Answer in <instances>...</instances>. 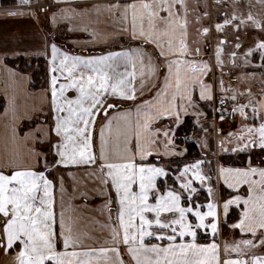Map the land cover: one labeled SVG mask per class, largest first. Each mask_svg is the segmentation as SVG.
Segmentation results:
<instances>
[{
    "label": "snow or ice",
    "instance_id": "1",
    "mask_svg": "<svg viewBox=\"0 0 264 264\" xmlns=\"http://www.w3.org/2000/svg\"><path fill=\"white\" fill-rule=\"evenodd\" d=\"M23 2L28 4L30 0ZM70 2L73 0H56V3ZM216 2L219 4L223 0ZM238 2L233 0V6ZM259 3L264 4V0H259ZM100 7L93 5L92 9L84 8L79 12L75 8L64 9L62 11L70 12L71 15L60 18L85 16L92 10L98 12ZM104 7L111 12H120L119 20L127 25L120 29L121 32L128 33L133 40L154 44L159 49L158 55L164 59L167 67L164 87L156 93L153 101L137 107L134 120L130 112L109 118L108 111L117 109V104L112 101H135L138 90L143 93L146 87L154 86L143 79L146 75L144 69L150 68L154 75L158 65L152 63L151 57H147L149 63L145 65L146 54L140 48L85 57L69 55L52 43L48 91L51 95L53 123L49 127H37L35 131L26 133L24 139L36 142V133H40L44 139L38 142L49 143L51 156L55 159L50 166L49 156L32 147L27 149L28 161L19 155L0 161V248L7 254L9 250L20 247L15 264H100L102 260H111L109 253L116 256L119 264H124L120 257V245L126 248L135 264H264V256L253 254L251 260L243 258L249 250L264 246V168L252 167L250 162L247 168L221 166L219 172L224 183L229 188L247 184L250 195L246 199L235 196L224 201L222 206L209 202L207 211H201V206L195 209L182 206V197L175 189L161 193L157 180L167 177L168 171L148 160L154 153L160 154L158 147L161 143L166 152L169 150L168 146L173 143V128L179 127L181 123L182 110L186 114L188 106L196 107L192 93L197 85L201 100L211 102L214 98L213 85L205 83L203 79L211 72V65L188 59L192 54H200L201 49L200 41L189 43L190 13L187 0H141L139 3H117ZM204 7L207 9V3ZM8 14L17 13L9 11ZM208 15L205 11L203 16L196 17V22L200 23ZM57 22L54 13L52 23ZM249 25L264 31V20L256 19L251 12L246 16L236 11L231 15L225 13L223 24L217 23L214 27L217 32H223L226 26L239 32ZM80 30L88 31L87 28ZM210 32L209 27L197 29L199 35ZM92 35L98 33L93 31ZM225 43L224 40L219 41L215 52L216 63L221 67ZM240 47V43L235 44V48ZM257 50L261 62L258 67L264 70V41L247 49L244 64L250 63L248 58ZM230 55L234 64L237 53L232 52ZM118 61H123V71H119L121 65ZM182 67L186 69L183 73ZM138 75L141 77L139 89L134 83ZM220 84L223 86L224 81L221 80ZM70 91L77 93L75 98L69 97ZM228 91L233 90L223 88L219 101L221 107L225 99L237 102V95L224 96V92ZM247 95L250 97L248 103L233 108L232 113L239 111L244 119L261 120L264 117V100L254 101L250 91ZM249 107L251 116L246 111ZM101 115L106 122L102 121L103 126L98 130L97 151L94 148V135L97 133V118ZM162 118L172 123L161 133L159 129L153 130L151 125ZM220 118H224L222 112ZM120 120L125 122V127L121 129L117 123L113 140V122ZM43 123L46 125L47 121ZM12 131L15 137L16 129ZM243 132L247 135L238 137L243 143L233 151L243 152L254 147L264 150V120L258 125L245 127ZM161 134L163 141L159 139ZM232 135L229 133V136ZM204 163L201 160L186 166L177 179H182L190 170L192 176L201 183L210 179L202 174L201 165ZM41 165L43 170H40ZM82 165L96 166V171L89 172L88 176L98 179L104 190L110 186L115 192L117 224L111 229V248L78 250L82 248L83 239L80 233L74 231L75 221L65 216L64 193L67 190L63 176L58 178L60 212L56 211L57 185L49 178V173L58 168ZM69 175L76 180L73 173ZM257 176L259 179H254ZM192 185L193 179L189 178L180 187L191 194L196 192ZM212 191L209 187V196ZM103 194L108 196L104 207L108 209L111 219L112 193L103 191ZM80 195L87 196L88 193L85 191ZM241 203L244 205L241 218L231 227L239 229L242 234L250 233L253 239H242L232 246L225 244V251L236 252L238 258H225L222 261L220 245L215 242L196 243L197 232L210 228L212 234L216 235L221 211L226 218L230 206L240 207ZM148 214H152V218ZM164 214H170V218L162 219ZM190 214L195 217V223L189 219ZM258 235L257 243L255 238ZM186 237L190 238L187 242Z\"/></svg>",
    "mask_w": 264,
    "mask_h": 264
},
{
    "label": "crops",
    "instance_id": "2",
    "mask_svg": "<svg viewBox=\"0 0 264 264\" xmlns=\"http://www.w3.org/2000/svg\"><path fill=\"white\" fill-rule=\"evenodd\" d=\"M37 1V0H36ZM39 3L31 5L29 8H6L0 10V98L3 100V108L0 111V161H6L13 156L19 155L24 158L25 161H28V153L27 149L35 147L37 151L43 152L45 155L49 156V165L51 166L50 159H55V157L51 156L50 149L47 151V148L50 146L49 143H39V140H43L44 137L40 133H36L37 141L34 142L32 140H25V134L28 132H33L37 127H49L53 123L51 119L52 105H51V95L48 91L50 88V78L51 73H49V84L48 87L39 88V89H31L30 88V78L29 75L19 71L5 63L8 58H16L18 56L24 57H44L47 58L48 67L50 68V60H51V44L56 43L57 46L61 49L62 52H67L69 55H80V56H98V55H106L109 52H120V51H132L134 49L140 48L146 54L145 55V65H148L149 61L147 57H151L152 63L158 65V70L153 75L150 68L145 67V79L150 85H154L153 87H146L143 93L139 90L137 91V99L135 101H123V100H115L112 101L117 104V109L110 110L108 112V117L111 118L114 115H118L119 113L130 112L132 113V119H135V113L137 107L145 104L147 101H153L156 97V93L163 89L165 76L167 75V67L165 61L162 57H159V49L156 48L154 44L143 43L142 41L133 40L128 33L121 32L120 29L122 27L127 26L124 22L119 20L120 12H111L108 11L104 6L113 5V4H130L133 2L139 3L141 0H73L70 3H56V0H38ZM146 2H150V0H146ZM189 6V43L192 44L193 41H200L199 47L201 49L200 56H195L194 54L190 55L188 59H195L197 61L208 62L211 65V59L207 53H209L210 49H216L217 43L216 38L219 41H226L227 43H232L231 39L239 37L238 42H241V56L239 64L240 66L244 65V53L249 48H254L257 40L259 42L264 41V31L260 29L254 28L251 25L247 27H243L238 33H230L228 30V34L226 35V27L223 32H217L215 27L213 28V36L211 34L207 35H199L197 33V29H201L202 27H207L208 18L205 17L201 20L200 23L196 22L197 16H203L205 11L209 10V0H187ZM207 3L208 7L205 9L204 5ZM224 3V2H223ZM30 4V3H29ZM93 5H100V9L97 12L96 10H92L88 15L85 16H75L73 19H61L62 16L71 15L70 12H64V9H72L75 8L77 12L81 11L84 8L92 9ZM226 7V4H222ZM221 5H213V13L214 19L217 23L223 24L220 18L224 20L225 11L220 12L219 19L216 16V10ZM47 9V11H45ZM16 12V15H9L8 12ZM122 11V10H121ZM239 14H243L246 16L249 12L258 19L264 20V4L259 3V0H246L238 10H234ZM22 13V14H21ZM57 15L58 22L56 24L52 23V15ZM161 15H166L165 13H161ZM130 19V17H129ZM222 20V21H223ZM87 28L88 31H82L80 29ZM69 29H76L70 31ZM95 31L98 35H92V32ZM226 35L219 37L221 35ZM52 36V37H50ZM61 36V37H60ZM228 36V37H227ZM233 36V38H231ZM194 46V45H193ZM259 50L253 53L251 57H253V61L255 63L251 64L253 66L244 67L241 71H254L257 76V83L251 89L248 87H241V92H251L254 101L264 100V70L260 69L258 65L261 63L259 59ZM174 58V57H173ZM183 59V58H182ZM250 59V57L248 58ZM120 63L119 71L124 70L123 61H118ZM224 66V65H223ZM228 71L232 73H236L233 68H228L224 66ZM48 68V70H49ZM186 69L184 67L181 68V72L183 73ZM233 70V71H232ZM175 72V68L173 69ZM208 72L204 77V82L211 84L209 79ZM239 78V77H238ZM240 79V78H239ZM242 80L240 79L238 82L239 88L241 86ZM137 88L139 89V85L141 83V77L138 75L136 80L134 81ZM244 84V79L243 83ZM245 89H244V88ZM171 91V90H169ZM69 97L75 98L77 93L75 91H70L68 93ZM193 102L196 107L188 106L187 113L185 114L182 110L181 114V123L179 127L184 123L185 120L191 119L193 122L199 124L205 121H209L211 124L212 133H213V142H214V153H217L218 146L223 145L221 141L216 139V130L214 129L215 125L212 122V106L211 102L201 100L199 98V86L195 87V90L192 93ZM250 97L248 95L243 96L241 100V104H247ZM179 102V101H178ZM249 116H251V107L247 108ZM203 113V115H200ZM47 114V115H45ZM237 112L233 114V118L227 123H221L218 128L221 132L220 137H225V141L231 140V138L236 134V136L244 135L245 132H239V128L243 130L247 126L258 125L261 120L252 122V119H244L239 114L237 116ZM33 121V125L30 129L25 131L24 133H20L21 123L24 121ZM47 121L45 125L43 122ZM102 121H105L103 115L97 118L96 129L97 133L94 135V148L98 151L99 148V135L98 130L102 127ZM117 123H119L121 129L125 127V122L123 120L114 121L113 122V136L112 139H115V128ZM167 118L158 119L155 121L151 127L153 130L159 129L161 133L165 130L169 124H171ZM240 124V126H239ZM179 127L173 128V133L171 134V139L173 143L168 146V151L166 152L163 143H161L158 147L159 155L155 153L153 156L149 157L148 160L151 163L156 164L157 166L164 167L168 174L169 171V163L161 162L160 159L170 160L175 158L183 157L187 149L184 144L178 143L177 131ZM239 127V128H238ZM13 128L16 129V136H13ZM230 128V129H229ZM237 132V133H236ZM229 133H233L234 135L229 136ZM159 139L163 141L162 134ZM39 146H43L40 147ZM50 148V147H49ZM259 148V147H256ZM260 149V148H259ZM237 151H231V153H236ZM50 154V155H49ZM218 156V155H217ZM154 159V161L152 160ZM204 161V160H203ZM215 162V163H214ZM213 162L212 174L207 173L206 176L210 179H206V184L208 187H199L201 182L196 180L192 176V171H189L185 175L182 180H177V177L180 176L181 169L178 170L174 174V181L177 184L175 190L178 192L180 189V185L184 183L187 179H193V185L195 186L196 192L194 193V197L199 195V190H203L202 193H205V197L207 198V202L204 204L205 207L209 202L218 203L222 206L223 202L232 199L235 196H240L242 199H246L249 195V188L247 184H242L238 188H229L224 183V178L219 172V168L223 167H232V168H247V166H231L228 164L220 163L216 158V161ZM196 163V162H195ZM166 164V165H165ZM194 164V163H193ZM192 165V164H189ZM187 165V166H189ZM203 166V165H202ZM252 167H260L263 166H255ZM184 167V166H183ZM186 167V166H185ZM40 170H43L41 165ZM6 171H11L10 169H6ZM96 171V166H72L70 168H58L55 171L49 173V178L54 180L57 185L55 195L57 197L56 201V211L60 212V191H59V177H64V186L66 188V192L64 193V211L66 218H71L75 221L73 228L74 231L81 234L83 239L82 248L78 250H89V249H100L111 248L113 245L111 243V229L113 226L117 224V216L115 214V209H117V202L114 190L109 186L108 189L104 190L103 186L100 184V181L95 178H90L88 176L89 172ZM69 173H73L76 176V180L69 175ZM179 174V175H178ZM188 176V177H187ZM165 177L158 178V180L163 179ZM254 179H259V177H254ZM157 180V183H158ZM86 183L90 186L84 187L81 183ZM78 187L80 188V192L77 191ZM158 187V186H157ZM212 188V194L209 196L208 188ZM168 189H174L169 186L164 190H160L161 193H164ZM138 190V189H137ZM87 192V196H81L80 193ZM103 191H109L112 193V203H115L111 208V219L109 216L105 215L107 209L104 207L106 201L108 200V196L103 194ZM242 192V194H235L233 192ZM221 192L226 194L223 199V195ZM151 202V201H150ZM85 205H87L85 207ZM185 205V204H184ZM183 205V206H184ZM187 206V205H185ZM194 209L195 205L189 204ZM234 208H240L239 211V219L235 222L238 223L241 214L244 208V205L241 203L240 207L236 205H232L229 208V211ZM207 211V209L205 210ZM102 213L104 214V218H102ZM230 212H228L229 214ZM149 218L152 217V214H148ZM227 219L223 217L221 211V221L219 223V230L216 235H213L211 229H201L197 232V240L198 244H210L215 242L220 245V255L221 260L223 261L225 258H238L237 253L229 250L225 251V244L229 246L234 245L242 239H253L251 234H242L239 229H234L230 224L227 228L232 229L237 232L239 236H234L229 238L228 240H224L222 237V227L223 221ZM211 220V218H209ZM195 223V219L191 220ZM226 221V220H225ZM95 222V225L93 223ZM222 223V224H221ZM57 229H59V224H57ZM200 233V234H199ZM241 235L247 236L246 238H242ZM212 236L213 241H205ZM190 240V238H185V242ZM259 235L255 238V242L258 243ZM179 242V238H178ZM120 253L125 248L123 245H120ZM20 250V247H15V250H9L7 254H5V250L0 248V264H15V256L16 253ZM112 253H109V256ZM259 255L264 256V246H258L255 249H251L248 252V255L243 257L245 259L251 260V256ZM123 258H126L125 254ZM110 261V260H109ZM109 261H100V264H106ZM116 264H119L117 260ZM127 264H134L133 261H129Z\"/></svg>",
    "mask_w": 264,
    "mask_h": 264
},
{
    "label": "trees",
    "instance_id": "3",
    "mask_svg": "<svg viewBox=\"0 0 264 264\" xmlns=\"http://www.w3.org/2000/svg\"><path fill=\"white\" fill-rule=\"evenodd\" d=\"M1 5L8 6L14 3V0H0ZM52 37V36H50ZM47 58L44 57H24V56H18L16 58H8L6 59L5 63L19 71H22L29 75L30 78V88L31 89H39L48 87L49 84V70H48V61H46ZM3 108V100L0 98V111ZM253 123L255 121L252 120ZM33 125V121H24L21 123L20 126V133H24L28 129H30ZM211 124L209 121H205L202 123H195L191 119H187L184 121V123L178 128L177 136L182 134H187L192 136V140L187 142H178L181 144H184L187 152L183 157L170 159V160H163L160 159L161 162H168L173 168L169 167V175L163 179H159L157 186L162 191L166 189L167 187L171 186L175 189L177 184L174 181V174L178 172V170L181 169L184 165L194 163L198 161L201 157L205 158L209 157L208 153H203V149L201 146V142H198L200 138L207 137V142L210 146V149L214 151V138ZM204 143V142H203ZM43 147V146H39ZM50 146L47 148L45 147V150H49ZM50 155V154H49ZM154 161V159H152ZM221 160L224 164H228L231 166H247L249 165V162L251 165L255 166H263L264 165V150H261L259 148H249L248 150H245L243 152H236V153H228V154H222ZM52 161V159H50ZM211 166L213 165L214 160H211ZM170 166V165H169ZM212 174V173H211ZM224 196L227 194H224V192H221ZM197 200L203 202L208 201L205 197V193H202L201 196H195ZM186 205V204H185ZM239 211L236 209H232L230 213L227 215L226 223L223 225L222 234L226 236H239V234L232 229L227 228L229 224L235 223L239 219Z\"/></svg>",
    "mask_w": 264,
    "mask_h": 264
},
{
    "label": "rangeland",
    "instance_id": "4",
    "mask_svg": "<svg viewBox=\"0 0 264 264\" xmlns=\"http://www.w3.org/2000/svg\"><path fill=\"white\" fill-rule=\"evenodd\" d=\"M246 0H239V2L238 3H236L235 4V6H233V0H223V2L222 3H219V5H221V7H218L217 8V10H216V16H217V18L219 19V15H220V12H222V11H225L226 13H228L229 15H231L233 12H234V10H238V8L241 6V4H242V2H243V4H244V2H245ZM37 3H39L38 2V0L36 1V0H30V4L28 3V4H25L24 2H23V0H14V3H12L11 5H8V6H3V5H1V2H0V10L1 9H6V8H19V7H23V8H29V7H31V5H34V4H37ZM222 4H226V7L224 6V5H222ZM217 5H218V3H217ZM221 20V22H224V20L222 19V17L220 18ZM223 20V21H222ZM226 35L228 34V30H229V32L232 34V33H234V34H236V33H238L237 31H235L231 26H226ZM226 35L224 34V35H221V36H219V37H222V36H225L226 37ZM61 37V36H60ZM228 37V36H227ZM231 38H233V36H231ZM231 41H232V43L230 44V43H227V44H224L223 45V52H222V54H221V59L223 60V65L224 66H226V67H228V68H233V70L234 71H236V73H235V75H237V77L236 78H240L241 80H242V82L240 83L241 84V86H240V88L239 89H242L241 87L244 85V87H248V89H251L254 85H256V83L258 82L257 80V76H256V73L254 72V71H248V72H246V71H241V70H243L244 69V67H245V64L243 65H241L240 66V64H239V59H240V56H241V52H242V50L241 49H244V44H243V48H239V49H237V48H235V44L236 43H241V42H238L237 40H236V38H233V39H231ZM259 42V40H257V43ZM216 43H217V46H218V44H219V40H217V38H216ZM242 44V43H241ZM216 49H217V47H216ZM232 52H236L237 53V55H236V57H235V63L233 64V61H232V57H231V53ZM254 59H253V57H250V59H249V61H250V63L248 64V65H246V66H249V67H251V66H253V65H251V64H253V63H255L254 61H253ZM241 62V61H240ZM223 66V67H224ZM232 70V71H233ZM253 74H254V76H253ZM238 78V81L240 80ZM243 79H244V84H242L243 83ZM243 87V88H244ZM245 89V88H244ZM243 90V89H242ZM241 91V90H240ZM243 91H245V90H243ZM247 93L248 92H244V94L245 95H247ZM237 114L239 115V111H237ZM237 115V116H238ZM226 124V123H225ZM228 124H229V122H227V126H228ZM239 126H240V124H239ZM239 128V127H238ZM239 132H243V130H241L240 128H239ZM237 133V132H236ZM244 135H247V133L245 132L244 133ZM241 136V135H240ZM238 137L239 136H236V134L231 138V140H229V141H225V137H219L218 138V141H221L222 143H223V145H221V146H218V151H217V153H214V151H212L211 149H210V146H209V144H208V140H207V137H202V138H200L199 139V141L198 142H201L200 144H201V146H202V149H203V153H208V155H209V157H206V156H204L205 158H200L198 161H201V160H204V164H202L201 165V168H202V174H207L208 172L209 173H212V168L210 167V162H211V160H214V161H216V158L219 160V162L220 163H223V161L221 160V156H222V154L224 155V154H228V153H231V151H233V149L234 148H236L237 147V145H239V144H242L243 142L242 141H240L239 139H238ZM204 142V143H203ZM225 149H226V151H225ZM235 152V151H234ZM237 152H241V151H239V150H237ZM218 155V156H217ZM197 162V161H196ZM195 163V162H194ZM215 163V162H214ZM191 164H193V163H191ZM166 165V164H165ZM170 166V168L172 167H174V166H172L171 164H169ZM187 165H189V164H187ZM187 165H184V167H182V169H181V172L183 171V169L185 168V166H187ZM179 175V174H178ZM185 175H187V174H185ZM188 176H189V173H188ZM187 176V177H188ZM178 181L179 180H182V179H177ZM180 182V181H179ZM206 182V180L203 182V183H201V184H199L200 186L199 187H202V188H204V187H208V184H206L205 183ZM82 184V186H84V187H87V186H90V185H88L87 184V182L85 183H81ZM194 188H195V186H194ZM77 191L78 192H80L81 190H80V188L78 187V189H77ZM202 192H203V190H199V196H201V194H202ZM178 193L181 195V197H182V206L184 205V204H186L187 206H189V204H194L195 205V207H197V206H201L200 207V210L201 211H205L207 208L205 207V203L207 202V201H203V202H201V201H199V200H197L196 199V197H194V193H189V191L188 190H186V189H182V188H180V189H178ZM243 194L244 193V191H240V192H233V195H235V194ZM225 200V199H224ZM151 202H154V201H151ZM113 205H115V203H112L111 205H110V207L112 208L113 207ZM185 206V205H184ZM234 209H236V210H240V208H234ZM232 210V209H231ZM230 210V211H231ZM115 211V214H116V216H117V209H115L114 210ZM229 211V212H230ZM105 215L106 216H109V211H108V209H107V212H105ZM105 216H104V214L102 213V218H104ZM152 218V217H151ZM167 218H170V214H164V216L162 217V219H167ZM227 218V217H226ZM189 219L190 220H194L195 219V217L194 216H192L191 214L189 215ZM225 220H227V219H225ZM223 221L221 224L222 225H224L225 223H226V221ZM93 225H95V222L93 223ZM230 225V224H229ZM200 234V233H199ZM222 237L224 238V240L226 241V240H228L229 238H231V237H233V236H226V235H222ZM241 237L242 238H246L247 236H245V235H241ZM208 240H210V241H213V239H212V236H210V238L209 239H206L205 241H202V242H206V241H208ZM153 242H155V241H153ZM125 254V256H126V258H123V255ZM110 257H111V260L109 261V263L107 262L106 264H116V262H117V258H116V256L114 255V254H111L110 255ZM120 257L123 259V261H124V264H127L129 261H133L132 260V258H131V256L128 254V252H127V250H126V248H123V251L120 253ZM133 263L135 264V262L133 261Z\"/></svg>",
    "mask_w": 264,
    "mask_h": 264
},
{
    "label": "built area",
    "instance_id": "5",
    "mask_svg": "<svg viewBox=\"0 0 264 264\" xmlns=\"http://www.w3.org/2000/svg\"><path fill=\"white\" fill-rule=\"evenodd\" d=\"M209 10L207 11L209 13V15L207 16L208 18V22H207V27L211 28V36H213V28L215 26V24H217V22L214 19V13H213V5H216L217 2L216 0H209ZM215 52L216 49H210L208 56L211 59V72L209 74V79L211 82V85H213V100L211 101V106H212V122L215 125L214 129L216 130V139L220 137L221 132H223V129H221V131L218 129L220 127L221 123H227L229 122L232 118H233V113H232V109L238 107V105H241V100L243 96L246 95H239V93H243L240 91L239 89V85H238V78L237 75H235L234 73L231 74L230 71H228L225 67H221L219 65H217L216 63V59H215ZM195 56H200L197 54H194ZM223 80L224 84L223 86L220 84V81ZM223 88H230L233 91H228V92H224V96L225 97H229L232 95H237V102H233L230 99H225L224 100V104L221 107L219 101L222 98L221 97V93L223 91ZM221 112L223 113V120H221L220 116H221ZM230 129V128H229ZM178 141L180 142H187L192 140V136L191 135H187V134H182L177 136L176 138Z\"/></svg>",
    "mask_w": 264,
    "mask_h": 264
},
{
    "label": "water",
    "instance_id": "6",
    "mask_svg": "<svg viewBox=\"0 0 264 264\" xmlns=\"http://www.w3.org/2000/svg\"><path fill=\"white\" fill-rule=\"evenodd\" d=\"M110 110H111V109H110ZM110 110H109V111H110ZM109 111H108V112H109Z\"/></svg>",
    "mask_w": 264,
    "mask_h": 264
}]
</instances>
